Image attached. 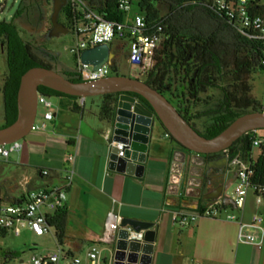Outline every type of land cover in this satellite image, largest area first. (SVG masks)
Listing matches in <instances>:
<instances>
[{
	"label": "crops",
	"instance_id": "crops-1",
	"mask_svg": "<svg viewBox=\"0 0 264 264\" xmlns=\"http://www.w3.org/2000/svg\"><path fill=\"white\" fill-rule=\"evenodd\" d=\"M30 13L31 8L24 12ZM50 54L54 55L46 50L38 56L54 64ZM51 101L53 118L44 129L32 130L7 161V169H0V203H15L29 189L59 184L66 155L75 154V176L64 206V236L58 243L52 227L44 234L50 236L52 247L38 254L61 247L85 257L90 244L98 243L108 264H264V233L261 248L237 236L239 221H249L257 212L264 219L252 191L240 208L228 205L215 217L202 216L179 227L172 220L173 211L198 209L205 194L229 182L226 177L215 178L202 154L180 148L154 118L126 157L108 160V143L116 135L113 124L98 117L101 98L90 97L88 104L85 98L64 96H52ZM201 120L195 119L196 125H202ZM254 149L252 158L257 155ZM41 169H48L49 175H42ZM110 209L143 230L146 238L132 243L119 238L117 230L103 240Z\"/></svg>",
	"mask_w": 264,
	"mask_h": 264
},
{
	"label": "trees",
	"instance_id": "trees-1",
	"mask_svg": "<svg viewBox=\"0 0 264 264\" xmlns=\"http://www.w3.org/2000/svg\"><path fill=\"white\" fill-rule=\"evenodd\" d=\"M26 4L17 9L10 21L0 20V51L4 56L6 71L0 92L3 100V119L1 125L7 126L17 117V91L21 75L34 66L52 68L70 78L72 81L83 80L75 69H57L50 62L35 55L30 41L24 39L16 25L17 18L30 9L36 0H22ZM106 20L121 21L125 12L119 8L120 0H84ZM135 4L138 13L144 16L147 29L153 30L162 26V40L154 54V64L145 81L151 87L162 92L167 87L170 72H178L185 66L186 71V120L200 134L213 137L221 132L232 120L248 111L264 110L259 100L251 95L250 74L257 68L264 69V46L257 38H250L239 32L224 11L211 8V0H127ZM51 5V0H41ZM254 12H263L260 4H254ZM164 10V13L161 12ZM65 24L82 16L71 4L62 8ZM186 48V53L183 51ZM183 56H186L185 58ZM55 61L56 56L50 54ZM76 58V56H75ZM77 60V58H76ZM186 61V62H185ZM228 79L227 82L225 80ZM219 91L217 98L207 94L209 89ZM39 92L46 96H64L80 99L40 86ZM141 101L147 108L150 104L139 94L129 93ZM119 93L100 95L98 117L112 123ZM194 106V110H193ZM208 117L199 129L195 119ZM154 119L163 127L155 115ZM164 128V127H163ZM165 129V128H164ZM166 130V129H165ZM264 132V129H259ZM166 132H168L166 130ZM250 133L240 136L227 148L228 157L240 155L250 162V186L255 190L264 187V150L258 149L252 158ZM170 138L182 149L170 134ZM187 150V149H186ZM217 154H205L208 162ZM264 210V206L262 207ZM47 222L55 229V238L61 243L66 224V208H59L47 216ZM0 231V236L5 235ZM18 252L11 249H0V263L19 258Z\"/></svg>",
	"mask_w": 264,
	"mask_h": 264
},
{
	"label": "built area",
	"instance_id": "built-area-1",
	"mask_svg": "<svg viewBox=\"0 0 264 264\" xmlns=\"http://www.w3.org/2000/svg\"><path fill=\"white\" fill-rule=\"evenodd\" d=\"M67 4L75 10H80L82 16L73 19L69 29L75 35V45L70 48V52L77 58L76 72L83 80L97 79L108 76L110 64H103L98 69H93L91 65L82 64L79 56L82 50L98 44H112L116 39L124 40L127 45V59L133 67L134 76L146 77L154 64V54L162 40V26L155 29H147L144 16L138 12H129L130 4L127 0L119 1V8L126 14L121 21L106 20L99 13L93 10L84 0H68ZM254 4H260L264 10V0H211V8L216 11H224L232 24L238 25L239 32L250 38L262 40L264 46V11L254 12ZM83 100V98H81ZM38 106H42L43 113L41 123L36 124V117L32 130L44 129L45 122L53 118V103L49 96L42 93L37 94ZM264 108V104H262ZM38 112V110H37ZM252 148L264 150V135L258 130L249 131ZM167 137L168 132H165ZM20 140L8 144L0 145V156L6 161L10 153L21 148ZM128 148V143L111 138L108 143V160L111 155L121 158ZM228 153V150H225ZM66 166L59 184L51 187H41L29 189L19 202L0 203V231L13 233L20 236L24 229H28L35 236L48 234L52 231V226L47 222V216L55 210L63 208L67 199V189L71 186L75 176L74 162L75 154L68 153L65 157ZM228 164L236 169V176L233 182L231 196L223 195L229 200L224 203L220 197L211 202H205L196 210L177 208L172 213V220L179 227H186L195 223L202 216L215 217L225 211L228 205L234 208L243 206L249 191L253 192L254 204L258 208L264 206V187L254 189L250 186V162L248 158L240 155L228 157ZM44 176L49 175L48 169H41ZM115 201V200H114ZM229 218L235 216L230 214ZM122 216L113 209L107 212L104 221L103 240L110 237L112 233L119 229L126 231V240L142 241L144 231L135 230L131 225L122 226ZM263 216L255 213L249 221L238 222V239L242 242L250 243L258 248L263 244ZM108 264L105 261L104 249L98 243L90 244L85 257L76 254L68 249L58 247L54 250L32 255L29 258L10 259L0 264Z\"/></svg>",
	"mask_w": 264,
	"mask_h": 264
},
{
	"label": "water",
	"instance_id": "water-1",
	"mask_svg": "<svg viewBox=\"0 0 264 264\" xmlns=\"http://www.w3.org/2000/svg\"><path fill=\"white\" fill-rule=\"evenodd\" d=\"M67 2L68 0H51V28L47 37L68 32L69 28L58 19ZM114 57L115 53L112 52L109 44H98L82 50L79 60L82 64L91 65L93 69H98L106 63L111 65ZM40 86H46L83 99L107 93H119L112 124L116 135L113 139L128 143V148L123 157L127 156L129 148L140 143L143 133L146 132L148 121L153 119L155 115L178 143L187 150L202 155L224 152L243 134L264 129V110L248 111L232 120L217 135L206 137L193 128L160 91L137 77L114 74L97 79L72 81L52 68L34 66L21 75L17 91V117L11 124L0 127V145L24 139L31 132V126L38 110L37 94ZM129 93L142 96L152 109L147 108ZM110 158L111 160L117 159L114 154ZM227 164L228 156L222 155L209 160L207 169L221 171ZM226 175L227 172H221L219 177L225 178ZM227 188L228 184L221 182L211 192L203 196L204 201L211 202L222 197ZM126 224L131 225L135 230L140 229L134 226L131 221L123 218L122 226ZM147 233L153 232L148 231ZM119 238L126 240L125 230L119 229ZM144 238H146V233H144ZM130 242L137 243V241ZM17 256L20 254L18 253Z\"/></svg>",
	"mask_w": 264,
	"mask_h": 264
},
{
	"label": "rangeland",
	"instance_id": "rangeland-1",
	"mask_svg": "<svg viewBox=\"0 0 264 264\" xmlns=\"http://www.w3.org/2000/svg\"><path fill=\"white\" fill-rule=\"evenodd\" d=\"M22 0H0V20H6L10 21L17 9H19L22 5ZM34 5L31 8V11H35L37 5L40 3L43 5V13H44V27H50V14L52 12V5L44 4L41 2V0L34 1ZM129 12H138L136 5L133 3L130 5ZM162 13H164V10H161ZM22 16L25 17L24 14ZM34 16L31 17V19H24L23 21H17L16 25L20 31V34L22 37L28 41H30L32 44L37 43V30H35V26L33 24ZM59 21L62 22L65 26V17L62 13V11L59 14L58 17ZM67 27V26H66ZM75 35L73 32L68 29L67 33H61L58 36L53 37H47L43 39V47L49 51L50 53H53L56 56V60L54 61L53 66H55L57 69H75L77 67V60L75 56L70 52V48L75 45ZM126 43L124 40H114L112 42V45H119L121 47L120 55L117 57V61L114 64V66H109V72L107 75H125L130 77H136L134 76V69L131 66V64L128 62L127 59V45L123 44ZM6 71V64L3 54L0 51V85L3 82V74ZM139 79H142V77H139ZM228 79L225 80L227 82ZM251 84V95L259 100L261 104H264V69L263 68H257L250 74L249 81ZM208 94L211 95L214 98H217L219 95V91L212 88L209 89ZM52 97V96H51ZM51 97L50 100H51ZM90 97H85L86 103L88 104V100ZM262 106V105H261ZM193 106V110H194ZM42 106H38V112L36 117V124L39 125L42 121L41 116L43 113ZM208 120V117H203L201 122L202 125H197L199 129H203V123ZM195 122V121H194ZM4 123L3 119V100H2V94L0 92V127ZM45 124H48V121L45 122ZM259 134L264 135V132L261 130H258ZM24 139L20 140V143L24 142ZM253 154L256 155L258 152V149L253 150ZM14 152L10 153L9 158L5 161L4 158L0 156V169H7L9 166V163L7 161L11 159ZM0 174L1 170H0ZM7 174V173H6ZM5 175V174H4ZM11 179V178H10ZM11 183V181H9ZM13 182V181H12ZM233 189V183L230 185L224 192L223 195L231 196V191ZM50 236L43 235L35 236L32 234L28 229H24L21 232L20 236H15L11 232L5 233L4 236H0V249H11L15 250L20 254L21 258H29L32 255H37L40 252H43L47 250L48 248L52 247L50 243Z\"/></svg>",
	"mask_w": 264,
	"mask_h": 264
},
{
	"label": "flooded vegetation",
	"instance_id": "flooded-vegetation-1",
	"mask_svg": "<svg viewBox=\"0 0 264 264\" xmlns=\"http://www.w3.org/2000/svg\"><path fill=\"white\" fill-rule=\"evenodd\" d=\"M24 14V13H22ZM24 16L20 15L17 21H23L24 19H31V17L34 16L33 19V24L35 26V30H37L38 32V36H37V43L32 44V50L34 52L35 55H39V53H43L46 52V49L43 47V39L47 38V34L50 27H44V13H43V5L42 4H38L35 11H31L30 14H24ZM110 48L112 50V52L115 53V57L112 59V64L110 66H114V64L117 61V57L120 55L119 53L121 52V47L119 45L115 46L114 48L111 47L110 44ZM184 53H186V48L183 51ZM184 58L186 56H183ZM186 62V61H185ZM186 66V65H185ZM185 66L181 67V69L174 73V72H170L168 80L166 81L167 87L165 90L162 89V94L166 97V99L176 108V110L186 119V71L184 70ZM5 77V73L3 74V79ZM0 89H1V85H0ZM222 155H227L228 153L221 152L218 153L214 158H218ZM229 163V162H228ZM213 172V176H215V178L217 179H222L219 177V174L221 172H227L226 175V179L228 183V187L229 185L233 182V180H235V176H236V169L232 166H230L229 164H227L225 166V168L221 171H217L216 169L212 170Z\"/></svg>",
	"mask_w": 264,
	"mask_h": 264
}]
</instances>
